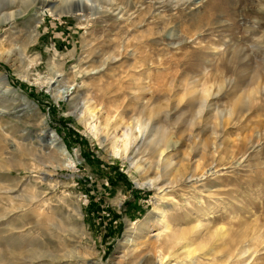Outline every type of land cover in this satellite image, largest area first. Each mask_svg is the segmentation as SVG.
I'll return each mask as SVG.
<instances>
[{
	"label": "rangeland",
	"instance_id": "rangeland-1",
	"mask_svg": "<svg viewBox=\"0 0 264 264\" xmlns=\"http://www.w3.org/2000/svg\"><path fill=\"white\" fill-rule=\"evenodd\" d=\"M59 3L0 0V264H264V0Z\"/></svg>",
	"mask_w": 264,
	"mask_h": 264
},
{
	"label": "bare ground",
	"instance_id": "bare-ground-1",
	"mask_svg": "<svg viewBox=\"0 0 264 264\" xmlns=\"http://www.w3.org/2000/svg\"><path fill=\"white\" fill-rule=\"evenodd\" d=\"M81 4V5H80ZM84 10H86V6L84 5V0H77L76 2L74 0H60V3L58 5L57 8L55 9H51V8H48V7H42V10L41 12L42 13H46V14H51L57 18L59 17H62L64 15H79L81 13L84 12ZM22 13V11L16 13V12H9V13H5L3 14L4 16L1 18L2 20L1 21H6V20H10V19H13L16 15ZM48 82V81H47ZM50 83V82H49ZM56 94H61L59 91L56 92L54 95ZM64 94V93H63ZM62 94V95H63ZM69 95V92L66 91V96ZM58 96V95H57ZM56 96V97H57ZM206 98H204L203 100H205ZM207 101V100H206ZM200 105V108L199 110H202L204 107H205V102H202L199 104ZM74 108H76V106H74ZM231 110V109H230ZM228 112V111H227ZM90 113L92 114L93 111H90ZM137 121V120H136ZM132 122V121H131ZM142 124V123H141ZM135 125V124H134ZM150 126H151V120H144L143 121V126L140 128L141 130V134L143 136V138L145 137V134L150 131ZM88 131L91 133V135L93 137H96L97 136V132L95 131V126L91 125V127L88 128ZM155 135V134H154ZM131 135H129V133H124L122 138H121V141L119 142V144L117 145L116 142L114 141V146L112 148V151L114 154L116 155H123V157H127V153H131L132 152V149L130 147L131 143L134 141L132 140V138L130 137ZM155 138V137H154ZM161 138V137H160ZM142 143V141H140ZM149 142H150V139H149ZM152 142V141H151ZM57 143L59 144V146H61L63 152L65 153L64 151V148L62 147L61 143L57 140ZM135 151V150H134ZM66 154V153H65ZM131 157V156H130ZM69 158V164L71 166V163H72V160ZM129 159V158H128ZM171 161V160H170ZM74 164V163H73ZM171 164L168 163V165ZM155 179H147L143 182H139L136 180V183L138 185H141V186H148V187H153L155 186ZM161 224H162V227H163V230L160 231L158 234H157V237H161V235L164 236V239L165 240H171L172 238L174 237H177L179 235L182 234V231L183 230H176V229H172L171 230V224H169L168 222H166L165 220V212L164 211H160L158 213V219H157ZM182 237V236H181ZM194 250L192 249H186L185 250V253L186 255H189L191 253H194L193 252ZM157 256L156 257V264H170L171 261L169 260V257L168 255L164 254L160 249H158L157 253H156ZM136 256V255H135ZM176 257V256H175ZM179 257V256H178ZM190 257V256H189ZM136 258V257H135ZM148 259V258H147ZM192 260V259H191ZM192 263V262H191ZM146 264H153L152 263V260L151 259H148ZM188 264V263H187Z\"/></svg>",
	"mask_w": 264,
	"mask_h": 264
},
{
	"label": "trees",
	"instance_id": "trees-1",
	"mask_svg": "<svg viewBox=\"0 0 264 264\" xmlns=\"http://www.w3.org/2000/svg\"><path fill=\"white\" fill-rule=\"evenodd\" d=\"M51 108H54V106H51ZM67 138V135L65 134V136H64V139H66ZM66 145L69 147L70 145H69V142L66 140Z\"/></svg>",
	"mask_w": 264,
	"mask_h": 264
}]
</instances>
